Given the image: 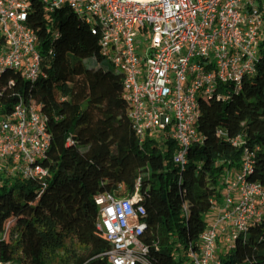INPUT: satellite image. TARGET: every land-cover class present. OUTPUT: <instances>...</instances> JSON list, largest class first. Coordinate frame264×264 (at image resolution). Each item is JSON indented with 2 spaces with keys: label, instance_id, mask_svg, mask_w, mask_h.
I'll list each match as a JSON object with an SVG mask.
<instances>
[{
  "label": "trees",
  "instance_id": "1",
  "mask_svg": "<svg viewBox=\"0 0 264 264\" xmlns=\"http://www.w3.org/2000/svg\"><path fill=\"white\" fill-rule=\"evenodd\" d=\"M28 23L37 38L41 71L35 81L0 75V118L21 100L40 106L51 143L39 164L43 180L0 175V264H109L110 243L96 228L94 198H130L136 187L148 264H183L206 228L205 215L222 199L243 149L255 153L248 181L264 189V39L253 76L200 106L202 142L185 164L176 144H139L127 116L122 73L102 56L99 34L67 7L46 14L32 2ZM240 137L243 145L233 146ZM77 245L80 253L71 249ZM220 264H264V216L219 256Z\"/></svg>",
  "mask_w": 264,
  "mask_h": 264
},
{
  "label": "built area",
  "instance_id": "2",
  "mask_svg": "<svg viewBox=\"0 0 264 264\" xmlns=\"http://www.w3.org/2000/svg\"><path fill=\"white\" fill-rule=\"evenodd\" d=\"M33 1L46 14L67 7L98 32L102 56L123 75L127 116L139 144L146 138L160 145L173 141V162L180 166L189 148L202 142L203 100L220 98L224 86L239 92L254 74L264 39V0H0V75L12 70L33 82L40 74L37 38L28 23ZM148 40L141 56L137 48ZM46 123L30 100L0 118V172L46 177L39 164L51 143ZM231 143L243 145L240 137ZM254 159L253 151L243 149L239 167L226 177L222 201L212 208L213 219L183 264H220V249H229L260 222L264 189L248 181ZM94 203L96 228L111 245L100 256L109 264H148L138 188L130 198L104 193Z\"/></svg>",
  "mask_w": 264,
  "mask_h": 264
},
{
  "label": "rangeland",
  "instance_id": "3",
  "mask_svg": "<svg viewBox=\"0 0 264 264\" xmlns=\"http://www.w3.org/2000/svg\"><path fill=\"white\" fill-rule=\"evenodd\" d=\"M139 39H142V37L139 36ZM150 42H151L150 40H148L147 42L145 41V42H143V44H141V47H143L142 49L141 48H137V50H138V52L140 53L141 56H145L146 52H145L144 49H146L150 45ZM203 101H206V100H203ZM234 173H235V169H231L230 170V176L233 175ZM10 176H12V175H10ZM205 221H206V224H208L210 222V219H209V215L208 214L205 215ZM217 245L219 246V248H221V246L223 245V239L222 238H220L218 240V244ZM71 249H73V251L76 252V253H80L81 250H82V248L79 247V246H77V245H74V247H72ZM226 251H227V249L226 250H223V249L221 250L220 249L218 255L221 256ZM59 256H61L62 258L61 259H55V260L51 261L49 264H63L65 261H67V258L65 256V253L64 252H60L59 253Z\"/></svg>",
  "mask_w": 264,
  "mask_h": 264
},
{
  "label": "crops",
  "instance_id": "4",
  "mask_svg": "<svg viewBox=\"0 0 264 264\" xmlns=\"http://www.w3.org/2000/svg\"><path fill=\"white\" fill-rule=\"evenodd\" d=\"M1 174H4L5 175V177H7V176H9V174L8 175H6L4 172L2 173V172H0V175ZM228 176H230V172L228 173ZM223 190H224V188L222 189V195H223ZM221 201H222V199H221ZM220 201V202H221ZM219 204V203H218ZM208 215H209V219H210V221L213 219V217H214V215H215V211H213V210H211L209 213H208Z\"/></svg>",
  "mask_w": 264,
  "mask_h": 264
}]
</instances>
